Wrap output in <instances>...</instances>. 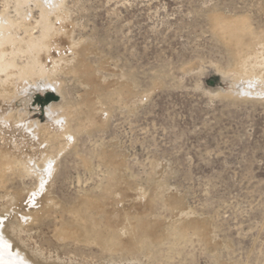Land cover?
<instances>
[{"label":"rangeland","instance_id":"obj_1","mask_svg":"<svg viewBox=\"0 0 264 264\" xmlns=\"http://www.w3.org/2000/svg\"><path fill=\"white\" fill-rule=\"evenodd\" d=\"M63 6L61 55L53 50L58 63L46 60L58 69L51 78L60 91L4 95L0 88V111L11 109L17 125L0 123V149L29 144L22 125H50L51 103L73 114L67 117L72 146L56 155L60 146L43 142L56 171L32 203L27 196L36 178L8 172L0 188L1 230L37 264H264V97L236 93L237 68L247 56L239 59L217 26L219 19L248 18L260 35L264 0H67ZM32 10L28 17L37 18ZM89 223L100 225L92 232Z\"/></svg>","mask_w":264,"mask_h":264},{"label":"bare ground","instance_id":"obj_2","mask_svg":"<svg viewBox=\"0 0 264 264\" xmlns=\"http://www.w3.org/2000/svg\"><path fill=\"white\" fill-rule=\"evenodd\" d=\"M2 1H3V5L0 4V7L2 8V9L0 8V88H1L2 92L3 93L5 92L4 95H7L6 91L8 89L10 91L11 90L17 91V94H27V93H29V91H30V93H31V91L44 93V92L50 91L51 87L54 88V91L59 92L60 90H59V87L57 84L59 80L57 79L58 81H56L55 80L56 77L51 78V76L56 72V70L58 71V69L55 66L54 67L52 66V68H50V66H49L50 64L48 65L47 63L49 61H51V63H54V64L58 63V60H56L55 52L53 50H58V54H57L58 57H60V55H61L62 50H60V48H61L60 46L64 42L63 37H62V32L64 33V31H62V30H64V28H66V26L65 27L63 26L62 21H61V20H63L62 19L64 17L63 15H65V13H62L63 15H61V9L64 7L63 3L65 4V1H67V0H13L12 4H14V5H11L13 7H10V5H9V3L12 0H2ZM30 3L33 4L34 8L33 7L31 8V6L29 8ZM8 7L10 9L11 8L14 9L15 15L13 17H12L13 13L11 12L10 9H9L10 10L9 12H11L12 14H11V16L9 15ZM27 8H28V11L30 13L31 12L33 13L32 9H35V8L39 12V15L37 18L33 19V16H30V17H32L31 20L34 23L33 25H32V23H31V25L29 23L30 17H28L27 13H29V12L27 11ZM62 12H63V10H62ZM64 18H66V17H64ZM242 18L238 19V20L235 19L236 21H229V22H224V21L222 22L219 19V24H217V26L219 25L222 30H221V32H219L220 29L218 28L219 30H217V31L219 33H222V31H223V33L229 38L230 43H233V45L236 48V55L239 57V59H241L240 57L243 53L247 56V58L245 60L242 57V59H243L242 65L239 62L240 66L237 68L238 73H237V75H235L236 78L234 79V85L238 88L236 93H238V94L240 93L242 95L244 94L245 96L248 95V97H250V96H262V97H264V30L260 33V35H256V32L253 33L252 32L253 30L251 29V27H249L250 25L248 26V24L246 22V20L248 18L246 17L247 18L246 20L242 19ZM215 20H216V18H215ZM221 20H223V19H221ZM231 20H233V19H231ZM34 29L37 30V31L35 30L36 34L34 32H32V31H34ZM225 35H222V36H225ZM256 46H258V48H256ZM71 49H72L71 51H73L74 48H71ZM75 51H77V50H75ZM67 52L69 53L68 49H67ZM71 54H72V52H71ZM73 54H74V52H73ZM21 58L25 59V61L22 62ZM73 59H74V57H73ZM20 60L22 63L18 62ZM46 60H49V61L47 62ZM66 61H68V60H66ZM66 61L64 63H67ZM250 63H252V65H250ZM59 65H61V63ZM256 66H258V67H256ZM73 70H77V69H73ZM64 72H65V70H64ZM82 72H84V70ZM53 76H55V74ZM239 81H241V84H239ZM61 95H62V93H61ZM2 96H3V94H1L0 97H2ZM50 96H52V95H50ZM8 97L9 96H7L6 98L8 99ZM4 100H6V99H4ZM8 103H10V102H8ZM60 106H58V104L56 105L54 103H51L49 106L46 107L45 112H46V115L48 117V121L49 120L51 121V124L49 123L50 125H48V124H45V126L44 125H38L39 123L36 124L35 122H32V123L28 122V123H26V124L24 123L22 125L23 128H26V130L28 131L27 136H28V139L30 140L29 144H27L28 143L27 142L26 145H25V143H23L24 145L21 146V144L17 143L18 141H16V144L13 146V148H15V149H13V151L11 150L12 147H10L8 149H6L7 147H5L4 149H0V188L5 185L6 177L8 176L7 175L8 172L13 173V172L17 171L20 173L19 175H23L24 177L25 176H34V178H36L37 183H36L35 189L33 190L31 195L27 196V198L31 201V203H32V201L37 200L36 198L40 194H42L43 189H47V191L49 190V188H47V187L50 186V184L47 185V181L50 180V178L54 175V173L56 171V164L54 163L55 156L51 155L52 153L47 154V152H45V150L43 149L44 147H41V145L43 144V142H45L44 145L45 144L47 145L50 143H52V145H53L55 143V144L60 146V149L58 150V152L55 151L56 155H59V153L62 154L61 152L63 150H65V147H67L69 145L72 146L71 144H69L70 142H68V139L72 138L73 137L72 133L75 132V130H74V132L71 133L70 129H69L71 126L69 127V125H68V123H71V121H72V120H70V122H68V120L71 119V116L73 114L70 117H69V114H67L68 115L67 116L65 112H62L63 106L61 108H60ZM0 112H1L0 113V123L2 125L1 127H3L6 124H8L7 127H10V128H12V125H14L15 127L17 126V125H15V122L13 124L11 123L12 122L11 119L13 118V117L11 118V113H12L11 109L5 110V113H4V111H0ZM20 113H22V111ZM67 117H69L68 120H67ZM87 123H89V122H87ZM14 126H13V128H14ZM23 128L20 127L21 130H23ZM18 129H19V127H18ZM11 130H14V129H11ZM1 131H2V129H1ZM9 132H10V130H9ZM1 133H3V132H1ZM6 136H8V135H6ZM9 136L11 137L10 134H9ZM11 138H13V137H11ZM6 141H7V139H6ZM72 141H73V139H72ZM18 144H20V145H18ZM24 146H27L26 149L27 150L29 149L28 152H26V150H23L25 148ZM53 147H51V148H53ZM1 148H3V147H1ZM55 149L57 150V148H54L52 150H55ZM48 151L50 152V149ZM111 162H113V161H111ZM15 175L16 174H14L13 176L15 177ZM19 175H18V177L20 178ZM9 177L12 178L11 175H9ZM45 185H46V187H45ZM3 189H4V187H3ZM128 190H129V187H128ZM21 193L22 192L18 193L17 195L20 196V195H22ZM116 197H117V195H116ZM44 198H46L45 195L44 196L42 195L38 202H40L41 200L43 201ZM13 199H14V197H13ZM84 200H88V199H84ZM27 202H28V200H27ZM85 204H83V205H85ZM89 204H90V202H89ZM89 204L87 203L86 206L87 205L90 206ZM40 205H42V204H40ZM40 205H38V206H40ZM48 205H49V203H48ZM45 206H46V204H45ZM25 207H27V206H25ZM82 207L85 208V206H82ZM87 207H86V209H87ZM33 208H34V206H33ZM44 209H45V207H44ZM50 209H52V208H50ZM88 209H89V207H88ZM39 210H42V208ZM85 210H84V212L87 211V210L86 211ZM77 211H78V213H80V211L78 209H77ZM62 212H61V214H63ZM69 212L72 215H74L73 214L74 211L73 212L69 211ZM40 213H42V212L40 211ZM77 214H75V215H77ZM75 215H74V217H76ZM80 215L82 216V214H80ZM81 216H78V217L82 218ZM83 218H84V215H83ZM78 220H81V219H78ZM25 221H26V219H25ZM79 225H81V224L79 223ZM89 225H90V223H89ZM91 225L89 227H91ZM97 225H100V224H96V225L94 224V226H96L98 228L99 226H97ZM2 226H3V222L0 218V264H37L35 261H33L31 258H29L27 253H24L19 248V246L17 247L16 245H14L12 243V241L8 238L7 234L5 233V230H1ZM94 226L92 225V228H94ZM66 227H64V228H66ZM85 227H87V226H85ZM123 227H125V226H123ZM135 227H137V224L135 225ZM143 227H144V225H143ZM95 228L92 230V232L95 230ZM78 229H80V227ZM99 229L102 230L101 228H99ZM107 229L111 230V232H109L107 230L108 231L107 233H109V234L113 233L115 236H118V237H120L122 235L118 232V230H116V231L119 233L120 236L117 235L116 232L112 228H107ZM132 229H134V225H133ZM144 229H145V227H144ZM62 230H64V229L62 228ZM62 230H60V231L63 232ZM96 230L99 231L98 229H96ZM122 230H124V229H122ZM125 230H128V229H125ZM66 231L68 232V228H66ZM88 231H89V228H88ZM104 231H106V229ZM69 232H70V230H69ZM84 232H86V231H84ZM90 232H91V228H90ZM126 232L128 233L131 231H126ZM98 233L95 232V233H92L91 235L94 237L93 234H98ZM135 233L137 234V231ZM135 233H133V234H135ZM63 234H65V233H63ZM123 234H125V233L123 232ZM98 235H96V236H98ZM126 235L128 238V234H126ZM92 236H91V238H92ZM66 237L67 236H65V238ZM86 237H87V235H86ZM99 237L101 238V236H99ZM91 238H89V239H91ZM95 238H97V237H95ZM60 239H61V237H60ZM89 239H87V240L89 241ZM111 239L113 240L112 244H114V242L116 240L114 241L113 238H110L109 240H111ZM122 239H123V236H122ZM61 240H65V239L62 238ZM87 240L84 239L83 241L88 242ZM102 240L104 241V239H102ZM102 240H100V242ZM89 242H88V244H90ZM91 242H92V240H91ZM96 242L97 241L94 242L95 245H97ZM118 242H120V241H118ZM121 242L123 243V241H121ZM129 242H131V241H129ZM102 243L103 242H101V247L107 242L105 241V243H103V245H102ZM122 243H120L119 246H122L121 245ZM91 244H93V243H91ZM131 244H132V242H131ZM109 246H111V244ZM122 247H119V248H122ZM104 248H105V246H104ZM117 248L118 247H116V249ZM127 248H126V250H127ZM109 249L110 248H108V250ZM123 250H122V252H123Z\"/></svg>","mask_w":264,"mask_h":264}]
</instances>
